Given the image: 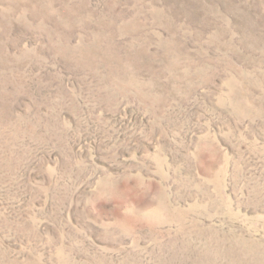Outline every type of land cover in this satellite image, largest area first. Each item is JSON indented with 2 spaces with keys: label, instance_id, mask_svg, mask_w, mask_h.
<instances>
[{
  "label": "rangeland",
  "instance_id": "rangeland-1",
  "mask_svg": "<svg viewBox=\"0 0 264 264\" xmlns=\"http://www.w3.org/2000/svg\"><path fill=\"white\" fill-rule=\"evenodd\" d=\"M0 264H264V0H0Z\"/></svg>",
  "mask_w": 264,
  "mask_h": 264
}]
</instances>
